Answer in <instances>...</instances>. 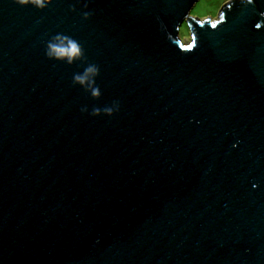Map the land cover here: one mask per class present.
<instances>
[{
	"label": "water",
	"instance_id": "1",
	"mask_svg": "<svg viewBox=\"0 0 264 264\" xmlns=\"http://www.w3.org/2000/svg\"><path fill=\"white\" fill-rule=\"evenodd\" d=\"M198 1L0 0V264H264V0Z\"/></svg>",
	"mask_w": 264,
	"mask_h": 264
},
{
	"label": "clouds",
	"instance_id": "2",
	"mask_svg": "<svg viewBox=\"0 0 264 264\" xmlns=\"http://www.w3.org/2000/svg\"><path fill=\"white\" fill-rule=\"evenodd\" d=\"M51 0H17V3L20 5H28L31 4L37 8L43 9L47 6L48 3H50ZM88 13H85V18L88 17ZM69 53L72 55H79L81 53V49L78 46V44L75 41H71L69 43H58V44H51L49 45L46 55H48L50 58H60L62 56H66ZM90 72H98V69L95 68V66L89 67ZM78 79V77L76 78ZM86 110V109H82Z\"/></svg>",
	"mask_w": 264,
	"mask_h": 264
},
{
	"label": "rangeland",
	"instance_id": "3",
	"mask_svg": "<svg viewBox=\"0 0 264 264\" xmlns=\"http://www.w3.org/2000/svg\"><path fill=\"white\" fill-rule=\"evenodd\" d=\"M232 1L233 0H199L195 10L190 14V18L195 19V16L199 15H222L223 9ZM185 33H191L187 21L182 29V34Z\"/></svg>",
	"mask_w": 264,
	"mask_h": 264
}]
</instances>
